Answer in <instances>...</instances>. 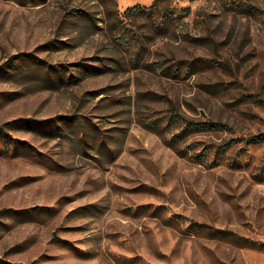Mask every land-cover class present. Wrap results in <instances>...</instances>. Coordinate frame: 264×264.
<instances>
[{"label": "rangeland", "instance_id": "374dc122", "mask_svg": "<svg viewBox=\"0 0 264 264\" xmlns=\"http://www.w3.org/2000/svg\"><path fill=\"white\" fill-rule=\"evenodd\" d=\"M153 1L0 0V264H264V0Z\"/></svg>", "mask_w": 264, "mask_h": 264}, {"label": "trees", "instance_id": "16d2710c", "mask_svg": "<svg viewBox=\"0 0 264 264\" xmlns=\"http://www.w3.org/2000/svg\"><path fill=\"white\" fill-rule=\"evenodd\" d=\"M193 1V0H190ZM210 1V0H206ZM228 9H233L235 11L247 13L252 11L253 6L250 3H247L245 0H218ZM147 13L149 17H152L154 27L161 33H168L170 30L179 32L184 39L193 38L196 43L201 45L208 44L206 40L210 38L209 34L197 32L192 33L193 27L202 28L205 26L208 21V17L211 14V11H208L206 7H200L194 11L191 4L180 5L174 0H154L150 5L145 4H135L128 6L124 15L128 14H143ZM195 14L193 20L190 16ZM224 62L211 56L199 55L195 59L189 61L186 65L182 67L181 64H177L174 69L167 67L169 73L181 74L185 72L186 74L195 73L198 71V68L202 65L208 66H220ZM176 116V115H174ZM174 116L171 117V120L174 119ZM224 125L220 122L213 120L198 121L186 124L179 133L175 134L172 139V144L179 150L177 147L178 137L185 133L188 129L204 130L208 132H214L215 130L221 129ZM264 133H260L253 137V140L259 141L263 138ZM183 154V153H181Z\"/></svg>", "mask_w": 264, "mask_h": 264}]
</instances>
